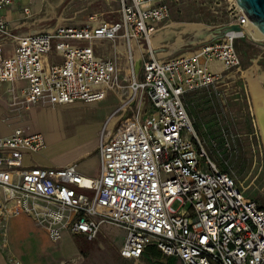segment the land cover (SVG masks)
Masks as SVG:
<instances>
[{
	"label": "built area",
	"instance_id": "obj_1",
	"mask_svg": "<svg viewBox=\"0 0 264 264\" xmlns=\"http://www.w3.org/2000/svg\"><path fill=\"white\" fill-rule=\"evenodd\" d=\"M12 2L0 0V100L4 84L22 81L20 94L9 88L12 106L94 103L108 93L117 105L100 130L94 177L75 162L24 164L46 145L27 125L0 134V229L27 215L56 243L63 231L92 240L110 224L125 231L124 259L155 248L177 264H264V207L211 159L184 102L222 78L214 62L238 67L234 40L245 33L212 36L188 55L154 57L138 48L168 18L164 2L118 0L116 19L90 14L78 25L25 34L3 16ZM245 23L241 12L223 24Z\"/></svg>",
	"mask_w": 264,
	"mask_h": 264
},
{
	"label": "rangeland",
	"instance_id": "obj_2",
	"mask_svg": "<svg viewBox=\"0 0 264 264\" xmlns=\"http://www.w3.org/2000/svg\"><path fill=\"white\" fill-rule=\"evenodd\" d=\"M24 1L16 0L14 10L5 13L7 18L23 24L14 30L21 33L44 30L57 23L78 25L90 14L110 19L119 17L118 0H32L29 16H24L21 11ZM162 2L169 7L168 18L159 24L153 38L138 48L149 50L154 57L188 55L211 39L216 27L241 13L235 0H150L151 5ZM190 23L202 27L205 32L209 30V36L205 32L199 34L184 30L183 24ZM258 38L256 41L247 34L236 38L234 47L239 57L238 67L222 71V78L218 82L188 92L184 102L211 159L221 170L234 175L245 188V194L264 207V139L256 124V105L261 100L253 95L252 82L248 77L250 69L257 68L264 73V37ZM106 54L112 56V50L109 49ZM138 58L139 54L136 63H139ZM118 60L122 61V58ZM215 64L222 68L219 62ZM261 86L264 87V83ZM114 102L110 94L94 104L50 107L38 104L29 109L23 106L5 119L18 118V122L28 125L30 130L44 135L47 132L55 139L50 144H55L56 150L68 145L87 149L95 138L98 144L101 128L95 129L96 123L109 114ZM48 139L46 136V141ZM96 148L89 150L85 159L79 162L85 168L82 171L85 174L98 173ZM68 156L66 154L62 159ZM108 227H102L92 240L81 235L71 237L67 231H63L58 243H52L44 237L43 227L30 217L24 216L22 225L23 230L35 232L48 251H58V255L52 254L54 260H49V264H177L175 259L164 258L155 249L147 250L138 261L123 259L118 247L125 231L119 227ZM3 240L4 235L0 233L2 245Z\"/></svg>",
	"mask_w": 264,
	"mask_h": 264
},
{
	"label": "crops",
	"instance_id": "obj_3",
	"mask_svg": "<svg viewBox=\"0 0 264 264\" xmlns=\"http://www.w3.org/2000/svg\"><path fill=\"white\" fill-rule=\"evenodd\" d=\"M31 1L32 0H26V1H24V4L22 5L21 11H22L24 16H26V15L24 14L23 9L25 7L29 8ZM15 4H16V0H13L12 4L3 10V16H4L5 20L9 23V25L16 30L19 27L23 26V24H18L19 22H15V20L7 18L6 14H5L9 10L13 11ZM10 22H12L14 24V26H12ZM57 24H59V23H57ZM60 24H62V23H60ZM72 25H75V24H72ZM53 26H51V27H53ZM51 27H49V28H51ZM49 28H47V29H49ZM36 31L24 32V33H21L19 31H15V32L19 33V34H25V33H32V32H36ZM212 36H213V33H212L211 37ZM6 47L10 48V45H6ZM46 58L50 62L60 60V58L54 56L53 54L47 55ZM215 66H216V64L214 62L213 67L215 68ZM25 86H26V83L22 82V81H16L11 85L10 84H4L3 85L2 89H3L4 95H3V98L0 100V134H2V135L10 133L15 127L26 126V125L20 124L18 122V118L17 119H8V118L5 119L7 115H9L10 113H16L17 110H19L23 107V105H21V104H17V106H12L9 104L10 100H11V96L9 94V92H10L9 88L10 87L14 88L15 92L17 94H20L22 89ZM110 94L114 97L115 102L113 103L112 109L109 112V114H107L104 119H101L99 122L96 123L95 129H100V128L102 129L107 117L113 112V110L115 109V107L117 105V100H116V97L113 93H108L106 95V97ZM94 103L76 102L74 104H65V105L94 104ZM34 106H36V105H30L29 107H25V108L29 109V108L34 107ZM47 109L49 110V108H47ZM31 131H36V130H31ZM37 132H39V131H37ZM46 136L49 138L47 141H46ZM44 137H45V142H46L44 149L37 152V153L26 154L24 156V160H23L24 164H26V165H45V166H63V165H66L68 163L75 162L77 164L78 170L81 173H83L82 171H85V168H83L82 165L79 164V162H81L82 160L85 159V157L88 155L89 150L97 147V139L95 138L93 143H91V145L87 149H76L75 146L68 145L66 147H61V148L58 147V150H56V149H54L55 144H50V142H52V140H55V139L51 138L47 132H45ZM48 141H49V145L47 144ZM66 154H69V156L66 157L65 159H62V156L66 155ZM95 161L99 163L98 155L96 156ZM98 171H99V164H98ZM83 174H85V173H83ZM97 174L92 172L91 174H85V175L94 177ZM22 216L27 217V215H20L17 217H12L7 221L5 231H2L0 229V233L2 235H4L3 245L0 242V264H10L9 259L11 257L16 258L22 264H49L48 263L49 260H54V257L52 256V254L57 253V255H58V251L57 250L48 251L47 246L41 244V238L35 232L23 230L22 229V225H23V217ZM108 226L111 228L116 227V226H113L110 224H103L101 226V228L102 227L107 228ZM119 228H117V229H119ZM42 233H43L44 237L47 239L48 238L47 234L44 231H42ZM68 234L71 237L77 236V235H72L70 233H68ZM81 236H83V235H81ZM84 238L87 239L86 237H84ZM124 238H125V236H124ZM48 240H49V238H48ZM123 241H124V239H123ZM123 241H122V243H123ZM56 243H58V242H56ZM122 243L119 244L118 252H119V248L122 245ZM151 249H155V248H151ZM76 257H78V255Z\"/></svg>",
	"mask_w": 264,
	"mask_h": 264
},
{
	"label": "bare ground",
	"instance_id": "obj_4",
	"mask_svg": "<svg viewBox=\"0 0 264 264\" xmlns=\"http://www.w3.org/2000/svg\"><path fill=\"white\" fill-rule=\"evenodd\" d=\"M246 18V17H245ZM185 26L184 30H191L194 32H198L199 34L205 32L206 30L202 29V27H198L196 24H183ZM242 31L247 34L249 37L252 39L258 41L259 38L258 36L264 37V34H262L255 25H253L247 18H246V23L241 26ZM206 36H209V30H207ZM204 33V34H205ZM212 33V32H211ZM203 37V36H202ZM261 39V38H260ZM262 41V40H261ZM215 69L217 71H224L222 68L215 66ZM254 70L256 74V78H252L254 75ZM249 78L251 79V89L253 92V95L261 100V103H258L260 106H257V113H258V119H257V127L261 132L262 139H264V87L261 86V83H264V73H261V71H258L257 68L255 69H250L249 72ZM253 80V81H252ZM55 109V108H54ZM51 110V109H50ZM54 112V111H53ZM76 142V141H75Z\"/></svg>",
	"mask_w": 264,
	"mask_h": 264
},
{
	"label": "water",
	"instance_id": "obj_5",
	"mask_svg": "<svg viewBox=\"0 0 264 264\" xmlns=\"http://www.w3.org/2000/svg\"><path fill=\"white\" fill-rule=\"evenodd\" d=\"M235 2L243 15L264 34V0H235ZM230 31L241 32L242 28L238 24H223L213 30V37L222 38Z\"/></svg>",
	"mask_w": 264,
	"mask_h": 264
}]
</instances>
